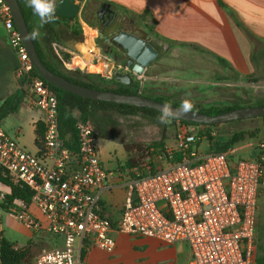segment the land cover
Listing matches in <instances>:
<instances>
[{
	"label": "built area",
	"instance_id": "1",
	"mask_svg": "<svg viewBox=\"0 0 264 264\" xmlns=\"http://www.w3.org/2000/svg\"><path fill=\"white\" fill-rule=\"evenodd\" d=\"M0 21L16 58L15 74L31 102L42 111L43 137L38 153L26 150L16 135L0 125V173L32 191L29 202L14 200L6 209L33 231L55 235L57 245L40 249L33 264H86L91 247L115 249L113 230L160 242H184L188 264H255L253 246L258 200L264 188V140L246 144L252 156H238L239 146L200 151L199 130L175 121V144L181 159L147 175L120 174L104 165L91 120L75 123L78 145H63L58 128L57 96L35 71L5 0ZM72 69L108 77L121 68L90 29L74 49ZM209 134H218L211 126ZM172 154L173 150L166 149ZM117 176L126 190L119 219L101 213L100 193ZM0 192V201L5 198ZM3 226L0 216V264ZM21 247L16 244L15 249Z\"/></svg>",
	"mask_w": 264,
	"mask_h": 264
},
{
	"label": "crops",
	"instance_id": "2",
	"mask_svg": "<svg viewBox=\"0 0 264 264\" xmlns=\"http://www.w3.org/2000/svg\"><path fill=\"white\" fill-rule=\"evenodd\" d=\"M42 1L55 6L58 0ZM91 1L111 4L122 14L127 30L150 38L158 51L161 48L163 51L171 52V60L179 62L175 68L177 72L174 71L171 76L175 84L180 81L184 84L197 81L194 78L187 81L183 75L186 70H192L194 75L200 73L194 67V60L201 61L199 59L202 57L197 56L196 52L206 54L212 60L206 69L219 74L217 80L220 86L244 85L245 80H249L261 68L257 55L264 52V0H81L78 2L77 14L60 27L59 34L65 48L74 51L82 40L83 31L87 32V29L94 34L98 32L97 26L93 23L96 3ZM75 22H78L81 29V37L76 41L70 33ZM96 40L99 42L97 36ZM160 55L159 51L157 59ZM156 67L153 61L142 76H137L143 78L144 83H150L149 89L153 88L151 92L155 95L161 92L158 90L160 87L165 88L160 85V76L154 71ZM15 69L16 58L0 21V102L22 90ZM42 116V111L31 102L28 93L24 91L23 101L18 109L2 119L0 125L8 134L16 135L26 150L38 153L35 129ZM108 184L109 187L99 195V204L101 213L116 223L122 209L114 216L110 213L111 207L122 205L123 208L126 190L117 176L111 178ZM0 192L5 194L10 192L9 186L1 181ZM116 201L118 202L114 205ZM35 232L42 233L40 238H31L29 241L42 243L41 239L45 233ZM113 233L115 230L111 232ZM179 243L184 246L181 260L188 264V248L184 242ZM92 248L94 247L82 253L83 261L85 257L83 254L89 253Z\"/></svg>",
	"mask_w": 264,
	"mask_h": 264
},
{
	"label": "rangeland",
	"instance_id": "3",
	"mask_svg": "<svg viewBox=\"0 0 264 264\" xmlns=\"http://www.w3.org/2000/svg\"><path fill=\"white\" fill-rule=\"evenodd\" d=\"M5 30V29H4ZM96 36L100 44L104 45V41L100 39L99 32ZM60 43H63L60 41ZM262 46L261 44H259ZM264 47V46H263ZM264 50V49H263ZM160 57L154 60L155 72L159 74L161 83L165 88H156L161 92L156 95L167 96L174 101L187 104H223V105H257L264 101V52L258 54L261 68L249 80H245L244 85L238 87H230L218 85L217 76L212 70L206 69L210 66L212 60L201 52H196L197 56H201V61H195V68L200 72L192 74V70H186L183 75L186 80L190 81L194 78L197 81L184 84L183 81L175 84L171 79L178 61L171 60V52L163 51L159 48ZM193 64V65H194ZM181 66V65H180ZM184 66V65H183ZM187 69V68H186ZM177 72V71H175ZM190 74V76H188ZM140 85L144 94L155 96L149 89L150 83L146 84L143 78L134 79ZM250 81V82H249ZM147 86V87H145ZM146 88V89H145ZM99 123V135H97V144L100 151L101 159L104 165L114 168L120 174H129L135 176L144 174L151 170L163 168L168 163L177 160L180 151L175 144V123L164 120L158 115H146L142 113L121 114L116 111H108L104 113ZM236 129V132H246L247 134L235 145L239 146L238 156H252L253 151L249 150V142L264 140V119L255 117L252 119H243L230 126ZM229 126H220L219 132L214 136L213 140L209 137L199 138L197 143L200 151H215L219 147L218 143L226 139L230 132ZM193 131H198L201 126H191ZM213 142V143H212ZM215 142V144H214ZM212 143V144H211ZM128 148V149H127ZM129 148H131L129 150ZM136 148H143L146 152L139 157L138 165L129 168L126 162L132 157L135 158ZM171 149L172 154L164 155L162 150ZM142 166L146 168L142 169ZM124 197V195H123ZM118 201H120L118 199ZM114 202L116 203L118 202ZM111 214L117 216L122 205L115 208L111 207ZM104 215V214H103ZM264 215V188L260 192L258 200V218ZM0 216L3 226V236L17 244L24 245L31 238H40V232H35L23 224L18 222L10 213L0 207ZM115 240V249L112 252H106L96 247L92 248L89 253H84V262L86 264H184L181 260L184 246L182 243H164L156 239L144 236H135L118 232L112 234ZM39 242L38 250L43 247H53L57 245L58 239L55 235L45 234Z\"/></svg>",
	"mask_w": 264,
	"mask_h": 264
},
{
	"label": "trees",
	"instance_id": "4",
	"mask_svg": "<svg viewBox=\"0 0 264 264\" xmlns=\"http://www.w3.org/2000/svg\"><path fill=\"white\" fill-rule=\"evenodd\" d=\"M21 6L22 12L25 17V21L29 30V33L33 39L35 47L39 56L45 65L50 68L52 71L64 76L65 78L73 81L77 84L84 86L97 88V89H108L113 90L119 93H129V94H144L142 91L141 84H138L134 81L131 85H124L114 78L103 77L100 74L96 73H83L81 71H76L72 69L74 62L76 61V53L72 49H67L64 47L61 36L59 34L60 27L64 22L72 20V18H61L55 14L54 5L48 4L42 0H18ZM70 33L73 37V40H79L81 37V29L78 22H75L74 27L70 30ZM20 85L21 82H20ZM50 85V84H49ZM50 87L53 89L57 96V111H58V128L60 139L64 146L75 149L78 145L77 132L75 128V123L78 119L80 120H91L99 135V123L103 118L104 113L108 111H116L121 114H136L142 113L146 115H158L164 120H169L175 123L177 119L167 117L154 109L136 107L122 103H113L105 102L99 100H92L83 98L77 95H74L65 90H61L52 85ZM22 89V88H21ZM23 92L20 90L17 94H12L7 98L1 100L0 102V121L4 119L10 113L15 112L21 102L23 101ZM150 98L159 100L161 102L177 105L193 110L202 111L209 114H217L231 108L240 107L242 105H223V104H187L183 102L174 101L172 98L167 96H151L146 95ZM264 101L258 103L257 105H263ZM264 119V116H259ZM255 118V117H253ZM252 119V118H247ZM243 120V119H242ZM241 120H235L219 125L214 124H195L184 122L187 126H201L199 130V136L206 135L213 140L209 134L211 126H218V132L220 126H232L234 123ZM43 124L42 121L38 122L35 129V143L38 146L39 150L42 146V137H43ZM230 132L226 139L222 140L221 143H218L219 147L215 151H223L227 148L235 145V143L242 139L246 132H236V129L230 127ZM213 143V142H212ZM211 143V144H212ZM215 144V142H214ZM128 149V148H127ZM131 148H129L130 150ZM137 153L135 158H130L126 164L129 168L135 167L138 165L139 157H144L141 154L146 152L143 148H136ZM164 155L167 156L165 150H162ZM181 159V153L177 160ZM176 160V161H177ZM175 161V160H174ZM146 166H142V169ZM161 169V168H160ZM158 169V170H160ZM158 170H151L147 173L140 175H147L157 172ZM0 181L5 185L9 186L10 192L5 195V198L0 201V207L3 210H6L8 206L16 199H22L26 202H29L32 196V191L30 188L20 181L16 180L13 176L9 174L0 173ZM114 224V223H113ZM16 246L15 242H11L3 238L2 242V259L1 264H33L34 258L40 250H38V244L35 242L29 241L25 245L14 248ZM253 253L255 264H264V215L262 218L256 220V232L253 246Z\"/></svg>",
	"mask_w": 264,
	"mask_h": 264
},
{
	"label": "water",
	"instance_id": "5",
	"mask_svg": "<svg viewBox=\"0 0 264 264\" xmlns=\"http://www.w3.org/2000/svg\"><path fill=\"white\" fill-rule=\"evenodd\" d=\"M81 0H58L55 3L54 11L58 17L72 18L78 10V2ZM12 14L13 22L20 32L22 41L26 47L29 58L35 71L48 84L65 90L74 95L105 102L122 103L136 107L151 108L155 111L180 121L195 124H214L219 125L235 120L264 116L263 105H245L231 108L217 114H209L198 110H193L177 105L167 104L159 100L150 98L143 94L119 93L108 89H97L81 84H77L64 76L48 68L39 56L33 39L29 33L24 14L18 0H5ZM107 6V15L114 14L107 2L101 3L97 9L100 20L104 19L103 6ZM122 21L119 18L117 25L108 34L99 33V37L109 45H102L108 55L114 60L116 65L124 66L131 72H122L118 68L110 78L124 84L134 83V76H142L151 62L157 59L158 49L147 36H140L132 31L123 29Z\"/></svg>",
	"mask_w": 264,
	"mask_h": 264
},
{
	"label": "flooded vegetation",
	"instance_id": "6",
	"mask_svg": "<svg viewBox=\"0 0 264 264\" xmlns=\"http://www.w3.org/2000/svg\"><path fill=\"white\" fill-rule=\"evenodd\" d=\"M91 2H94V3H96V13L93 15V23H94V25H96L97 26V29H98V32L99 33H105V34H108L113 28H115V25H117V23H118V20H119V18L121 19V21H122V27H123V29H128L126 26H125V24H124V21H123V17H122V14H120L116 9H115V7H113L111 4H110V8L112 9V10H114L115 11V13L114 14H110V15H107V6L105 5V6H103V9H104V19L103 20H100V18H99V16L97 15V9L100 7V5H101V3H103V2H97V1H91ZM106 11V12H105ZM100 39H102L101 37H100ZM103 41H104V39H102ZM104 44L105 45H109L110 44V42H106V41H104ZM111 45V44H110ZM136 77L137 76H134V79H136ZM139 78V77H138ZM137 80H135V82H136Z\"/></svg>",
	"mask_w": 264,
	"mask_h": 264
}]
</instances>
